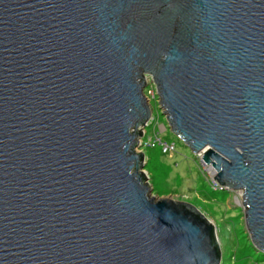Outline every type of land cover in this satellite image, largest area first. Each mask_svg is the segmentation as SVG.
Wrapping results in <instances>:
<instances>
[{
	"label": "water",
	"instance_id": "95a60500",
	"mask_svg": "<svg viewBox=\"0 0 264 264\" xmlns=\"http://www.w3.org/2000/svg\"><path fill=\"white\" fill-rule=\"evenodd\" d=\"M145 74L264 255V0H0V264H220L141 171Z\"/></svg>",
	"mask_w": 264,
	"mask_h": 264
},
{
	"label": "rangeland",
	"instance_id": "374dc122",
	"mask_svg": "<svg viewBox=\"0 0 264 264\" xmlns=\"http://www.w3.org/2000/svg\"><path fill=\"white\" fill-rule=\"evenodd\" d=\"M145 78L144 92L152 115L141 127L136 150L144 154L141 171L151 196L171 198L199 208L216 226L220 264H264V257L253 247L247 228L243 191L212 187L201 156L192 153L172 131L152 75L145 74Z\"/></svg>",
	"mask_w": 264,
	"mask_h": 264
},
{
	"label": "built area",
	"instance_id": "2783aa9c",
	"mask_svg": "<svg viewBox=\"0 0 264 264\" xmlns=\"http://www.w3.org/2000/svg\"><path fill=\"white\" fill-rule=\"evenodd\" d=\"M167 147H170V145H166ZM167 147L165 148L166 150H167ZM205 166V170L206 171H208V173H209V175H210V177H211V181H212V183H211V185H212V187L215 189V190H217V189H221V188H223L215 179H214V177H213V172H212V170H210V167L208 166V165H204Z\"/></svg>",
	"mask_w": 264,
	"mask_h": 264
},
{
	"label": "trees",
	"instance_id": "16d2710c",
	"mask_svg": "<svg viewBox=\"0 0 264 264\" xmlns=\"http://www.w3.org/2000/svg\"><path fill=\"white\" fill-rule=\"evenodd\" d=\"M261 256H262V257H264V255H263V254H262Z\"/></svg>",
	"mask_w": 264,
	"mask_h": 264
},
{
	"label": "bare ground",
	"instance_id": "6f19581e",
	"mask_svg": "<svg viewBox=\"0 0 264 264\" xmlns=\"http://www.w3.org/2000/svg\"><path fill=\"white\" fill-rule=\"evenodd\" d=\"M210 170H211V168H210ZM217 181V180H216ZM218 182V181H217ZM219 183V182H218Z\"/></svg>",
	"mask_w": 264,
	"mask_h": 264
}]
</instances>
